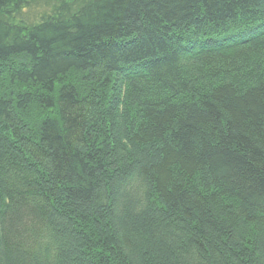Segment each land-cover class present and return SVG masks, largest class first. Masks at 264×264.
Returning a JSON list of instances; mask_svg holds the SVG:
<instances>
[{"label": "trees", "instance_id": "16d2710c", "mask_svg": "<svg viewBox=\"0 0 264 264\" xmlns=\"http://www.w3.org/2000/svg\"><path fill=\"white\" fill-rule=\"evenodd\" d=\"M0 264H264V0H0Z\"/></svg>", "mask_w": 264, "mask_h": 264}]
</instances>
